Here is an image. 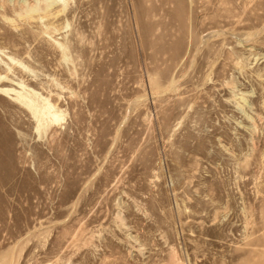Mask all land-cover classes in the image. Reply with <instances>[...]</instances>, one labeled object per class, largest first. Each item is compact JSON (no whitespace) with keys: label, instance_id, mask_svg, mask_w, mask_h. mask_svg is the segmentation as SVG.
<instances>
[{"label":"rangeland","instance_id":"1","mask_svg":"<svg viewBox=\"0 0 264 264\" xmlns=\"http://www.w3.org/2000/svg\"><path fill=\"white\" fill-rule=\"evenodd\" d=\"M0 264H264V0H0Z\"/></svg>","mask_w":264,"mask_h":264},{"label":"bare ground","instance_id":"2","mask_svg":"<svg viewBox=\"0 0 264 264\" xmlns=\"http://www.w3.org/2000/svg\"><path fill=\"white\" fill-rule=\"evenodd\" d=\"M22 104L29 109L32 116L38 122V128L42 126L43 122L45 123H58L61 120V114L51 110L49 105L38 107L32 100H27L23 95L21 96Z\"/></svg>","mask_w":264,"mask_h":264}]
</instances>
